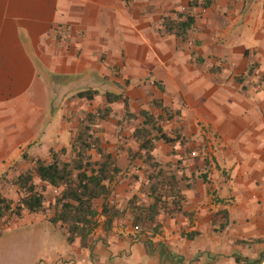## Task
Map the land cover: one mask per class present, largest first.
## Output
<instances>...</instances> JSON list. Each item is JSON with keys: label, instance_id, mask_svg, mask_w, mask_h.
Instances as JSON below:
<instances>
[{"label": "crops", "instance_id": "1", "mask_svg": "<svg viewBox=\"0 0 264 264\" xmlns=\"http://www.w3.org/2000/svg\"><path fill=\"white\" fill-rule=\"evenodd\" d=\"M192 1L0 0V191L18 189L14 180L52 150L70 156L85 113L109 107L97 131L120 167L109 198L122 211L106 229L98 200L97 226L72 241L51 222L50 201L24 211L0 229V264H255L264 255V0L195 6L186 38L168 31L164 17ZM86 89L96 96H76ZM107 93L122 98L108 103ZM164 107V131L181 137L157 140L152 153L183 199L136 229L129 207L153 202V168L133 132L142 111L164 116Z\"/></svg>", "mask_w": 264, "mask_h": 264}, {"label": "trees", "instance_id": "2", "mask_svg": "<svg viewBox=\"0 0 264 264\" xmlns=\"http://www.w3.org/2000/svg\"><path fill=\"white\" fill-rule=\"evenodd\" d=\"M214 0H193L190 11H174L175 17H164L163 24L170 32L186 38L189 30L195 24V15L191 9L195 6L209 7ZM252 0L246 1V7ZM97 90L86 89L77 93L79 98L93 99ZM122 98L121 95L107 93L108 103ZM154 104L161 106V101L156 99ZM164 116L156 117L150 111H142V124L133 132V137L139 143L140 157L153 168L150 175V191L153 202L149 205H140L135 202L130 204L133 221L138 226H148L157 221L162 212L175 213L180 211L183 195L179 188L177 175L163 167L152 151L157 140H164L174 144L181 136H171L162 127L163 120H170L172 115L168 109L163 108ZM110 108L99 110L96 113H85L80 120L71 150L70 158L65 159L67 149L60 152L52 150L49 160L38 159L32 169L22 172L14 180V184L22 192L17 201L0 195V220L7 215L20 217L24 211L39 213L46 209L49 196L53 195L54 215L50 218L54 224H59L67 231V236L72 241L77 236H85L97 226L99 215L97 201L102 199V215L106 216L105 227L109 229L114 219L122 211L110 201L111 182L120 172L116 158L108 153L102 146L101 137L98 135V125L105 119ZM97 153L99 159L93 158ZM37 177L38 181L35 180ZM59 188V193L54 189ZM264 255L255 264H261Z\"/></svg>", "mask_w": 264, "mask_h": 264}, {"label": "rangeland", "instance_id": "3", "mask_svg": "<svg viewBox=\"0 0 264 264\" xmlns=\"http://www.w3.org/2000/svg\"><path fill=\"white\" fill-rule=\"evenodd\" d=\"M181 10H183V9H181ZM57 99H56V102H58V100H59V96L57 95ZM68 96H65V98H67ZM64 98V97H63ZM59 124V119H55V125H58ZM52 140V139H51ZM53 141V140H52ZM69 149H70V146L68 147ZM96 153L94 152V155H95ZM93 155V156H94ZM97 155V154H96ZM64 158L65 159H69L70 158V156L69 155H67V156H64ZM13 186V185H12ZM11 186V188H13L12 190L13 191H11V192H8V193H3L2 191H0V195H3L4 197H6V198H8V199H12V200H14V201H17L18 200V198L21 196V194H22V192L21 191H19V189H17V188H15V187H12ZM50 201V204L49 203H47V205H48V208H50V216L52 217L53 215H54V205H53V195L51 194L50 196H49V199H48V202ZM15 216L14 215H7L6 216V219H1L0 220V229H2V228H4V227H6V226H8V225H10L11 224V222H12V220H13V218H14Z\"/></svg>", "mask_w": 264, "mask_h": 264}, {"label": "built area", "instance_id": "4", "mask_svg": "<svg viewBox=\"0 0 264 264\" xmlns=\"http://www.w3.org/2000/svg\"><path fill=\"white\" fill-rule=\"evenodd\" d=\"M59 192H60V189H59V188L54 189V193L57 194V193H59ZM2 219H3V220L6 219V216L3 217ZM135 228H136V229H139V226H136Z\"/></svg>", "mask_w": 264, "mask_h": 264}]
</instances>
